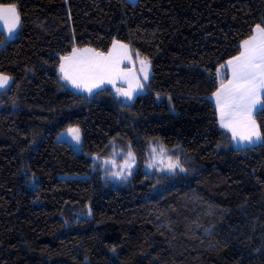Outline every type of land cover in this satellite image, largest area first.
I'll use <instances>...</instances> for the list:
<instances>
[{"label":"trees","instance_id":"16d2710c","mask_svg":"<svg viewBox=\"0 0 264 264\" xmlns=\"http://www.w3.org/2000/svg\"><path fill=\"white\" fill-rule=\"evenodd\" d=\"M0 2L21 16L11 40L0 29L13 80L0 90V264H264V146L233 147L211 100L264 0ZM114 38L150 60L143 93L123 102L59 79L60 55ZM254 117L264 132V110ZM69 127L81 152L56 140ZM157 144L186 171L148 173ZM129 150L124 181L95 160Z\"/></svg>","mask_w":264,"mask_h":264},{"label":"snow or ice","instance_id":"6c2138e0","mask_svg":"<svg viewBox=\"0 0 264 264\" xmlns=\"http://www.w3.org/2000/svg\"><path fill=\"white\" fill-rule=\"evenodd\" d=\"M0 22L10 34L19 28L21 16L15 3L0 2ZM3 42L0 40V43ZM238 48L236 55L217 65L216 87L211 97L215 101L220 127L231 134L238 147L246 150L248 146H255L257 143L264 146V132L254 117L258 109L264 110V24L256 23L251 34L240 40ZM124 61L133 65L138 62L139 73L132 68L121 67ZM150 66L151 62L147 57H142L137 51L133 58L130 45L114 38L106 52L91 47L73 46L70 53L59 56L57 73L59 79L67 85L90 95L105 83L115 87L117 80L124 81L128 84L127 89L117 88L116 93L131 100L134 93L145 86L138 76L142 75L144 81L150 79ZM222 72H226L223 77ZM12 82L11 76L0 73V90H7ZM67 131L74 141L80 143L79 127H69ZM156 151L154 147L153 152ZM159 153L161 164L169 171L177 168L186 171L179 158L168 156L163 147L159 149ZM128 157L121 171L113 173L117 178H127L124 172L130 170L135 162L131 150ZM151 166L150 164L149 167Z\"/></svg>","mask_w":264,"mask_h":264},{"label":"rangeland","instance_id":"374dc122","mask_svg":"<svg viewBox=\"0 0 264 264\" xmlns=\"http://www.w3.org/2000/svg\"><path fill=\"white\" fill-rule=\"evenodd\" d=\"M0 29L4 32L5 37H6L7 40H11L12 38H14L16 36V32L18 30L17 29L14 33H11L10 34V33H8V32L5 31L2 22H0ZM132 53H133V58H135V53L133 51H132ZM121 67H124V68H132L137 73H139V69H140V65H139L138 62H136L133 65V64H129L127 61H124L122 63V65H121ZM225 75H226V72H222L221 73V76L222 77L225 76ZM138 79L145 86L142 89H138L134 93L133 98L136 95H138L140 93H143L145 91V87H146V84H147V81H144L142 75H139L138 76ZM68 86H69V88H71L72 90H74L76 92H81V91H78L76 89H73L70 85H68ZM105 86H109L112 89V91L114 92V94L116 95V97L119 98L120 100H122L123 102H130L131 100H133V98L131 100H128L126 97H124L122 95H117V93H116V89L117 88L127 89L128 84L126 82L121 81V80H117L116 83H115V87L112 84H108V83H105L102 87H105ZM81 93H87V92H81ZM161 99H163V96H158V100H161ZM211 99H213V98L211 97ZM67 130H68V128L67 129H64L61 132H59L57 134V136H56V140L66 141L69 144H71V146L74 148L75 151L81 152L82 151V148H81V140H80V143H77L76 141H74L72 139L71 135L68 133ZM232 145L235 148H240V147H238L237 143L235 141H233V140H232ZM154 147L157 149V151L155 153L153 152V148ZM161 147H162V145L157 144V145L152 146L150 148L149 158H148V162L146 164L145 170L148 173L156 172L158 174L159 173L160 174H171V173H174L176 171H181L179 168H177V169H175L173 171H169L166 167H164L161 164V162H160V159L161 158H160V153H159V149ZM165 152H166V150H165ZM166 154H167V152H166ZM128 159H129L128 153H125V154L124 153L114 154L109 159H97V158H95V160L98 161V163L100 164L101 169L104 170L105 173H106V175L109 176L114 182L124 181V180H127L130 177L135 162L132 164V167H131L130 170H125L124 174L127 175V178L126 179H120V178H117L116 176L113 175L114 172L121 171V169L123 168V165H124L125 161L128 160ZM173 159H175V158H173ZM150 164L152 165L151 167H149ZM129 172H130V174H129ZM30 177H31V179L29 180L28 185H27V189L28 190L33 189L35 187V182H36V176L34 174H31ZM157 189H160V188H155L153 191L155 192Z\"/></svg>","mask_w":264,"mask_h":264},{"label":"crops","instance_id":"0c3cea01","mask_svg":"<svg viewBox=\"0 0 264 264\" xmlns=\"http://www.w3.org/2000/svg\"><path fill=\"white\" fill-rule=\"evenodd\" d=\"M129 1H131V2H135L136 0H129ZM212 100V102L214 103V105H215V101H214V99H211ZM220 125V124H219ZM223 129V128H222ZM232 138V137H231Z\"/></svg>","mask_w":264,"mask_h":264}]
</instances>
